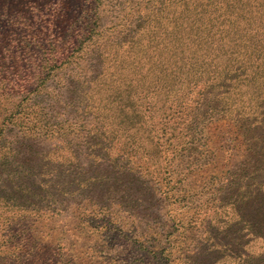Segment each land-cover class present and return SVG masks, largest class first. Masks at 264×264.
Wrapping results in <instances>:
<instances>
[{
    "label": "trees",
    "instance_id": "1",
    "mask_svg": "<svg viewBox=\"0 0 264 264\" xmlns=\"http://www.w3.org/2000/svg\"><path fill=\"white\" fill-rule=\"evenodd\" d=\"M88 1L75 33L78 66L62 76L69 86L56 98L81 120L42 149L31 138L9 140L3 130L0 207L61 214L76 204L89 216L126 208L156 222L171 198L170 189L162 191L173 180L169 167L190 152L201 154L204 127L225 120L235 126L245 157L215 188L204 243L185 264H264V0ZM79 5L0 0V54L18 28L21 49L30 52L31 29L41 21L34 45L41 48L55 29L67 36L45 47L47 65L50 54L75 41L67 32ZM105 12L111 18L102 25ZM40 117L58 124L50 111ZM188 218L181 227L196 217Z\"/></svg>",
    "mask_w": 264,
    "mask_h": 264
},
{
    "label": "rangeland",
    "instance_id": "2",
    "mask_svg": "<svg viewBox=\"0 0 264 264\" xmlns=\"http://www.w3.org/2000/svg\"><path fill=\"white\" fill-rule=\"evenodd\" d=\"M74 1L80 4L75 9L78 21L68 29V35L82 31L84 11L90 3L88 0ZM34 12L44 14L40 8H35ZM104 14L102 25L111 18L109 12ZM126 17L130 14H125L124 19ZM35 24L31 29L34 38L30 52L21 49L20 28L10 31L12 40L3 43L0 139L4 130L9 140L20 138L25 142L26 138H31L29 141L38 143L42 149L61 142L68 124L81 120L77 113L68 114L69 104L63 97L56 100L59 89L69 86L62 76H68L78 66L73 60H78L80 51L76 49L78 35L75 34L73 44L56 49L57 54L49 56L55 58L43 64L41 58H47L49 50L45 47H49V42L63 43L62 39L67 36L63 35L64 30L55 29L51 40L40 41V48L33 44V39L39 36L43 23L36 21ZM47 73L49 77L42 82L40 76ZM56 73L60 74L59 79L55 78ZM33 88L37 90L35 94L31 92ZM47 111L57 114V126H50L41 119L40 115ZM54 127L56 130H52L54 135H51L48 132ZM79 128L83 125L70 126L72 131ZM204 130L200 137L207 143L206 149L201 154L190 152L184 159L176 158L175 164L169 167L173 180L162 185V191L170 189L171 198L162 202L164 209L156 222L126 208L110 216H89V212H83L76 204L61 214H36L1 206L0 264H185L186 257L188 260L189 255L199 250L200 243H204L203 229L209 221L215 188L246 153L245 145L236 139L240 137H237L235 126L225 120H213ZM188 208H191L189 212H185ZM192 214L196 218L181 227L179 220L186 222ZM197 218L200 225L194 227ZM201 218L206 219L202 221Z\"/></svg>",
    "mask_w": 264,
    "mask_h": 264
}]
</instances>
